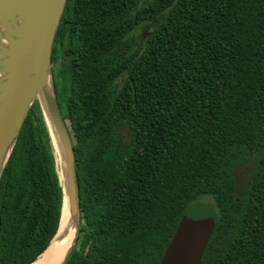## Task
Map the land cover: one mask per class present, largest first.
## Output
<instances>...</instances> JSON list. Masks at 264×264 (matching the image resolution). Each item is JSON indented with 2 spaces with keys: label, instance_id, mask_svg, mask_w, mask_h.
<instances>
[{
  "label": "trees",
  "instance_id": "obj_1",
  "mask_svg": "<svg viewBox=\"0 0 264 264\" xmlns=\"http://www.w3.org/2000/svg\"><path fill=\"white\" fill-rule=\"evenodd\" d=\"M51 76L79 202L64 264H159L197 205L217 216L201 264H264V0H67ZM61 205L35 101L0 177V264L31 263Z\"/></svg>",
  "mask_w": 264,
  "mask_h": 264
},
{
  "label": "water",
  "instance_id": "obj_2",
  "mask_svg": "<svg viewBox=\"0 0 264 264\" xmlns=\"http://www.w3.org/2000/svg\"><path fill=\"white\" fill-rule=\"evenodd\" d=\"M66 1L0 0V177L29 109L38 101L62 186L56 232L29 264L48 248L65 215L69 226L74 228V237L59 263L64 264L75 245L80 226L74 148L51 76L52 48ZM216 221V213L210 206L188 210L181 217L159 264H201Z\"/></svg>",
  "mask_w": 264,
  "mask_h": 264
},
{
  "label": "bare ground",
  "instance_id": "obj_3",
  "mask_svg": "<svg viewBox=\"0 0 264 264\" xmlns=\"http://www.w3.org/2000/svg\"><path fill=\"white\" fill-rule=\"evenodd\" d=\"M73 237L74 228L69 226L68 218L63 215L56 237L52 240L42 255L39 256L32 264H59L63 259Z\"/></svg>",
  "mask_w": 264,
  "mask_h": 264
},
{
  "label": "rangeland",
  "instance_id": "obj_4",
  "mask_svg": "<svg viewBox=\"0 0 264 264\" xmlns=\"http://www.w3.org/2000/svg\"><path fill=\"white\" fill-rule=\"evenodd\" d=\"M149 33H150V26H149L148 21H145L141 23L140 25H138L132 32V34L135 36V39H136L134 45L132 46V50L142 46L144 43V39L149 35ZM252 165H253V162L251 160H245L243 164H240L235 168L238 185L240 187L243 186L246 179L248 178L249 173H250L249 171ZM200 206L201 205H197L194 208H198Z\"/></svg>",
  "mask_w": 264,
  "mask_h": 264
}]
</instances>
